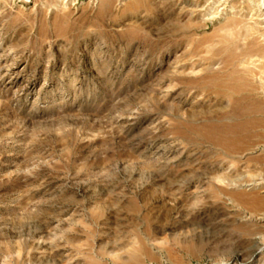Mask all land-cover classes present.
I'll list each match as a JSON object with an SVG mask.
<instances>
[{"label":"rangeland","instance_id":"1","mask_svg":"<svg viewBox=\"0 0 264 264\" xmlns=\"http://www.w3.org/2000/svg\"><path fill=\"white\" fill-rule=\"evenodd\" d=\"M0 264H264V0H0Z\"/></svg>","mask_w":264,"mask_h":264},{"label":"bare ground","instance_id":"2","mask_svg":"<svg viewBox=\"0 0 264 264\" xmlns=\"http://www.w3.org/2000/svg\"><path fill=\"white\" fill-rule=\"evenodd\" d=\"M217 142L219 143V144H222V146H225V147H227V143H226V140H222V139H220V140H217Z\"/></svg>","mask_w":264,"mask_h":264}]
</instances>
